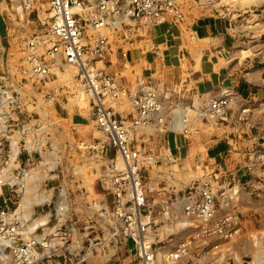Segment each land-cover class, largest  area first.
Wrapping results in <instances>:
<instances>
[{"label": "built area", "instance_id": "1", "mask_svg": "<svg viewBox=\"0 0 264 264\" xmlns=\"http://www.w3.org/2000/svg\"><path fill=\"white\" fill-rule=\"evenodd\" d=\"M32 1L0 0V13L9 11L15 23L31 11ZM207 1L217 11L227 3ZM261 3L264 0H253L249 7ZM48 5L45 28L26 41L19 66H3L6 49L0 38L1 249L15 264H126L127 254L128 264H261L258 256L239 257L233 245L246 234L259 246L264 228L257 222L246 229L231 202L240 201L242 189H251L256 197L264 192V148L251 150L245 164L255 182L241 184L235 171L199 161L201 178L151 202L142 174L154 159L145 156L134 130L153 124L155 116L168 109L176 133L188 115H179L183 104L178 93L154 77L137 76L126 86L98 66L109 50L104 30L123 40L141 33L150 38L153 28L184 21L180 0H48ZM220 17L227 19L225 14ZM71 67L77 69L74 78L88 96L97 129L124 163L120 167L109 161L111 176L102 178L103 191L96 195L80 185L74 165L61 164L57 124L45 112L46 103L55 100L47 94V84ZM122 99L135 109L130 118L108 105ZM237 101L236 93L224 90L205 100L197 98L192 107L220 121ZM247 113L242 110V120ZM37 172L46 174L43 182L34 180Z\"/></svg>", "mask_w": 264, "mask_h": 264}, {"label": "rangeland", "instance_id": "2", "mask_svg": "<svg viewBox=\"0 0 264 264\" xmlns=\"http://www.w3.org/2000/svg\"><path fill=\"white\" fill-rule=\"evenodd\" d=\"M206 1L180 0L184 21L178 24L185 29H190L189 20H197L200 14H202L201 16H222L225 14L231 23L229 25L231 30L228 34L235 41L230 57L237 58L240 62L245 63L251 61L254 66L262 65L261 60L253 61V58H259L264 54V3H261L256 8L252 6L250 8L249 2L229 0L225 4L218 5V8L220 7L221 9L217 11V9L214 10L212 6L208 5V1L205 4L204 2ZM219 2L220 0H213L214 5L219 4ZM48 6V0L32 1L31 11H28L27 14H24V17L19 18L15 23L9 18V11L2 12L3 15L0 13V38L3 40V45L6 49L3 59L4 67L19 66L20 59L23 56L22 47L25 46L26 41L34 34L42 32L45 28ZM199 8L202 9L201 13L198 11ZM227 9H232L231 14H229ZM103 32L109 35L110 44L106 59L100 62L98 66L108 69L109 65L115 62V64L118 63L116 55L114 56V62L111 61L110 57L118 52L117 41L119 36L118 34L112 35L107 30ZM139 36L144 40L146 38L142 33ZM125 65H128V63ZM125 65L123 68L126 67ZM76 73V68H66L58 74V77L47 84L46 92L51 97H55V100L50 99L46 103L45 112L49 117L48 120L57 124L55 141L61 164L63 166L74 165L77 168L76 174L80 185L89 187L96 195L103 191L101 186L102 178L106 175L111 176L108 168L109 161H114L119 165V160L114 150L108 146L104 135L95 125L89 107L88 96L84 99L79 97V92L82 88L79 87L78 81L74 78ZM62 74L63 76L71 74L73 78L66 81L65 76L61 77ZM113 75L117 80L119 79L122 85L126 86L134 84L137 80V75H135L131 78V83L125 84L124 75L121 73ZM160 83L162 84V82ZM175 100L177 99L174 98L173 102L176 104L177 101ZM108 105L112 106L116 112L121 113L120 116L124 119L130 118V114L135 113L134 107L126 99L110 101ZM186 108H191L194 112L188 113L187 122L185 123L186 128L183 131L179 130L178 133L188 138L187 142L191 144L190 147H176L174 145V132L171 131L169 122L171 112L169 113L168 109L163 110L161 115L155 116L157 120L158 118H163V122L155 120L152 122L153 124H143L134 130V137L140 143L146 154L145 156L152 155L154 159V163L147 166L142 174L150 188L149 198L151 202L158 203L164 196H170L175 191L183 190L204 175L201 169H196V164L197 161L205 160L206 157H203V155L198 156L196 153L206 152L203 146L201 149L199 147L200 143H202L201 140L215 134L217 127L221 126V120L219 121V119L212 116L203 117L199 114V110L188 104H183V106L179 107V110L183 111ZM255 131L257 133V129ZM253 135L257 136L255 132ZM246 137L241 139L249 142L250 145H248L247 149H262L263 144H259L264 143L263 139L258 138L259 140L254 142L253 138L249 137L250 139H246ZM197 145L198 147H196ZM195 150L196 152H194ZM119 166L122 167V165ZM13 195L14 197L18 196L16 193ZM125 259L126 264H128L130 262L129 254H127ZM0 264H15L11 254L7 250H2L1 247Z\"/></svg>", "mask_w": 264, "mask_h": 264}, {"label": "crops", "instance_id": "3", "mask_svg": "<svg viewBox=\"0 0 264 264\" xmlns=\"http://www.w3.org/2000/svg\"><path fill=\"white\" fill-rule=\"evenodd\" d=\"M198 11L201 13L202 9ZM201 15L197 20H189L188 30L170 22L153 28L150 38L146 37L145 40L139 35L130 40L118 39V55L110 57L114 62L116 55L118 63L109 65L106 70L111 74L124 75L125 84L131 83L135 75L152 76L159 83L162 82L164 88L178 93L185 105L192 106L197 98L205 100L210 94L216 95L224 90L236 93L237 104L222 117L221 126L217 127L215 134L200 139L202 143L199 147L201 149L203 146L206 152L196 154L206 157V161L199 160L205 164L220 163L228 170L235 171L241 184L249 180L255 182L257 177L248 174L245 168L251 151L247 149L250 144L241 138L247 136L246 139L253 138L254 142L260 138L264 140V54L253 58V61H262L260 66L230 57L235 41L228 34L231 30L229 20ZM124 65L126 67L123 68ZM118 82L121 84L119 79ZM244 109L248 110L247 120H242ZM254 132L257 136L253 135ZM187 140L180 133H174L176 147H190ZM261 144V148H264V143ZM253 194L251 189H242L240 201L234 199L231 206L240 210L246 229L257 222L264 228V193L259 197ZM221 201L224 203L223 197ZM253 216L255 220L250 219ZM233 247L241 255L239 257H244V253L253 258L258 256L261 264H264V241L256 247L244 234Z\"/></svg>", "mask_w": 264, "mask_h": 264}, {"label": "bare ground", "instance_id": "4", "mask_svg": "<svg viewBox=\"0 0 264 264\" xmlns=\"http://www.w3.org/2000/svg\"><path fill=\"white\" fill-rule=\"evenodd\" d=\"M227 2V0H222V2ZM229 1V0H228ZM233 1H237V0H233ZM243 2H249V3H251L253 0H242ZM65 77H66V81L68 80V79H72L73 77H72V75L70 74V75H64ZM63 76V74L61 75V77L63 78L64 77ZM65 79V78H64ZM65 83V82H64ZM61 85V84H60ZM56 86V85H55ZM79 97H80V99H84V98H87V95H86V93L83 91V90H81L80 92H79ZM180 111V110H179ZM194 111L191 109V108H187L186 110H183V111H180V114L179 115H181V114H187V115H189L190 113H193ZM189 113V114H188ZM186 122L184 121V120H181V123H180V125H179V130H185V128H186V124H185ZM118 160H119V165H122V167H124V163L122 162V160H121V158H118ZM38 173H39V175H38ZM37 175V176H36ZM36 175L34 176V180H36V181H40V182H43V180L45 179V177H46V174H43L42 172H37L36 173ZM38 188V187H37ZM37 188H36V184H34L33 186H32V188H31V191H34L35 190V193H34V195H33V198H34V200L37 202V201H39L40 200V197L38 196V192H37Z\"/></svg>", "mask_w": 264, "mask_h": 264}]
</instances>
